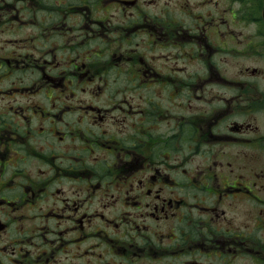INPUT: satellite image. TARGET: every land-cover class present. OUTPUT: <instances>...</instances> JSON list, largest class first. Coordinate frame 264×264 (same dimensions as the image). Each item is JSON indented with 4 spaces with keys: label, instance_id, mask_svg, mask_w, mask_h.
Returning <instances> with one entry per match:
<instances>
[{
    "label": "flooded vegetation",
    "instance_id": "obj_1",
    "mask_svg": "<svg viewBox=\"0 0 264 264\" xmlns=\"http://www.w3.org/2000/svg\"><path fill=\"white\" fill-rule=\"evenodd\" d=\"M0 264H264V0H0Z\"/></svg>",
    "mask_w": 264,
    "mask_h": 264
}]
</instances>
